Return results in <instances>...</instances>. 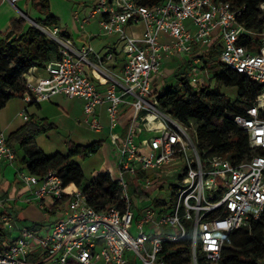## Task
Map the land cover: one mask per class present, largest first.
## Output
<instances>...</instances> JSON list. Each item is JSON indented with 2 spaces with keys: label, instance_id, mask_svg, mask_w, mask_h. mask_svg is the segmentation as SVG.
<instances>
[{
  "label": "built area",
  "instance_id": "obj_1",
  "mask_svg": "<svg viewBox=\"0 0 264 264\" xmlns=\"http://www.w3.org/2000/svg\"><path fill=\"white\" fill-rule=\"evenodd\" d=\"M3 1L57 49L43 66L45 77L32 76L36 66L24 75L22 100L38 104L56 95L78 99L81 122L95 132L104 128L98 110L105 106L108 140L120 170L111 178L118 186L119 205L102 210L88 204L81 189L68 194L56 171L35 176L17 170L15 180L48 213L68 198L58 205L48 226L34 229L17 224L8 211L9 198L0 193V226H6L7 233L6 243L0 244V264H167L165 244L187 237L192 264H198V257L205 264H223L225 237L233 230H250L253 222L264 218V32L255 34L238 21L244 8L234 10L215 0H164L151 7L139 0H95L86 18L75 16L84 41L77 46L60 28L27 18L16 6L19 0ZM258 9L264 11V3ZM95 17L98 31L88 34L85 26ZM134 27L142 28L141 35H126L124 28ZM113 34L122 42L119 51L125 56L119 72L107 66L114 51L100 54L89 44L92 37ZM255 36L253 49L242 44ZM213 44L223 66L262 88L254 104L243 108L244 115L233 118L248 136L250 151L242 160L208 154L199 146L200 124L181 122L159 100L167 87L156 83L164 61L176 60L181 78H186L175 88H183L184 82L192 88L205 85L211 77L203 56ZM127 108L132 115L121 136V115ZM20 115L29 120L25 110ZM13 160L0 130V168ZM137 172L143 173L136 180L140 187L167 192L168 200L138 204L135 212L125 176L133 178ZM167 180L173 183L167 186ZM256 264H264V258Z\"/></svg>",
  "mask_w": 264,
  "mask_h": 264
},
{
  "label": "trees",
  "instance_id": "obj_2",
  "mask_svg": "<svg viewBox=\"0 0 264 264\" xmlns=\"http://www.w3.org/2000/svg\"><path fill=\"white\" fill-rule=\"evenodd\" d=\"M26 1L33 10L44 16L43 20L36 21V23L47 27H60L59 18L50 12L48 0ZM139 1L141 5L151 7L161 4L164 0ZM215 1L229 3L234 10L244 8L238 16V21L255 34L264 32V11L258 9L259 4L264 3V0ZM257 41L258 37L255 36L253 39L243 40L242 44L253 49L252 46L257 44ZM216 54H218V47L213 44L203 56V63L207 69L214 71ZM56 55V45L35 26L23 17L11 19L0 40V110L9 101L22 97L25 91L24 75L29 68L43 67ZM218 63L219 67L213 73L212 78L218 83L234 87L236 89L235 101H230L229 98L206 85L192 88L186 82L180 89L172 85L165 87L163 93L159 95V100L162 107L181 122L188 123L189 120H194L200 124L199 146L208 154L229 160H242L250 151L248 136L238 128L233 118L236 115H244L243 108L254 104L262 88L242 74L226 68L220 61ZM180 75L178 72V76ZM185 79L178 78V81ZM53 128L54 125L45 119L35 121L31 118L23 126L10 133L7 136V145L14 153L13 162H17L27 173L35 176H42L51 171L58 172L62 176L66 192L72 194L77 189H81L87 194L88 204L96 210L104 209L111 200L109 205L118 206V186L109 173L98 174L91 184L85 186L84 173L77 162V159L84 160L89 155L96 154L105 146L106 141L97 140L86 146L69 142L67 153L56 152L48 155L37 148L32 141L38 134ZM110 148L111 154L115 153L116 158V150L111 146ZM18 150H22L21 156H18ZM259 153L262 152L259 151ZM114 166L118 173L120 169L116 166V162ZM142 176V172H137L133 178L126 177L131 208L135 212L136 206L141 203L151 202L158 205V202L152 199L151 191L143 189L137 183L136 180ZM67 198L68 196H65L63 200L56 202L50 208L51 214H54L58 205ZM32 228L36 229L38 226L33 224ZM6 241L7 233L0 226V244ZM163 253L168 260L167 264H192L189 254V237L176 243L165 244ZM261 258H264V218L253 222L250 230H233L225 237L221 248L223 264H256ZM197 262L205 264L202 257H198Z\"/></svg>",
  "mask_w": 264,
  "mask_h": 264
},
{
  "label": "rangeland",
  "instance_id": "obj_3",
  "mask_svg": "<svg viewBox=\"0 0 264 264\" xmlns=\"http://www.w3.org/2000/svg\"><path fill=\"white\" fill-rule=\"evenodd\" d=\"M64 1H70L73 5L76 6V8L82 7L84 3L86 5H90L94 0H64ZM50 8L53 10V12H56L59 14V16L63 17L61 20L65 25V27L68 29L72 28V22L69 21L70 16L72 13L69 14L67 11L65 12V8L58 9L59 4L57 0H49ZM29 16V15H28ZM58 17V16H57ZM61 19V18H60ZM33 21V20H32ZM36 22V20H35ZM91 26L88 27L86 25L85 31L88 33L91 28H95L97 19H91ZM44 27V25L40 24ZM88 29V30H87ZM124 31L126 35L131 36H140L142 28L141 27H134V28H124ZM119 37L117 34H113L110 36H100V37H93L91 38V44L94 48H96V44L99 45L109 42L110 43H116V47L119 48L122 45V42H118ZM118 50V51H119ZM219 52L216 54L215 57V69L214 71L212 69H208L209 76L211 79L205 84L212 90H216L220 94L226 96L230 99V101L236 100V89L231 86H227L225 84L218 83L215 79L212 78L213 73L218 69L219 67ZM176 68H163L162 74L158 79L156 80V83L159 85H167V86H173L176 87L178 84V78H181V76H178L179 70ZM176 75L178 77H176ZM162 89V88H161ZM25 103L22 101L21 97H16L13 99L5 109L0 110V122L4 124V126L0 128H4L5 125H8L10 123V126L6 128V134H9L10 131L16 129L21 125L24 120L19 117L18 111L21 108V106ZM238 105H241V103L237 102ZM242 106V105H241ZM42 109H45V112L47 115H49L52 120L57 126H54L53 129L46 130L43 133L38 134L37 136H43L38 138V143L41 145V147L50 154L55 153V151H61L62 153H67V146L69 142H72L76 145H82L86 146L93 141H95L97 138L101 137L102 134L90 132L83 134L81 132L80 128H87L84 125H79L80 127L76 126L75 123L77 122V117L79 115V105L77 100H69L65 97H59L57 99V105L56 104H42ZM31 110H29L30 112ZM44 119V118H43ZM42 120V119H40ZM39 120V121H40ZM48 123L47 119H45ZM57 122V123H56ZM58 123H60L58 125ZM52 124V123H51ZM54 125V124H53ZM87 130V129H85ZM147 136L152 135V133H147ZM35 136V137H37ZM109 142L107 141L105 143V146H103L97 154L89 155L86 159L81 160L77 159V162L79 163L81 169L84 173V185L91 184V181L97 177L100 173H110L111 178H115L117 176V172L114 166V163L117 160V154L115 158V153L110 152L111 148L109 146ZM127 177V176H125ZM173 182L171 180L166 181V185L170 186ZM151 196L153 200L156 199H162V200H168L169 195H167V192H160L157 188L150 190ZM3 196L5 198H9L11 195L10 192H2ZM30 192L25 193L21 198H18L16 202L11 205L8 208L9 213L12 215V217L15 218L18 225H22L25 227L32 228L33 224H36L38 228L43 229L46 226H48L51 221H53L57 214H51L48 213L47 209H41L37 205V203L32 200V195H30ZM107 198V197H105ZM108 199V198H107ZM111 200V199H110ZM112 201V200H111ZM109 202V204L111 203ZM109 204H106L108 206ZM153 203L148 202L146 205H152ZM113 205V204H112ZM14 226V223L8 224L7 228H12ZM190 226V224H189ZM3 230L6 229V226H1Z\"/></svg>",
  "mask_w": 264,
  "mask_h": 264
},
{
  "label": "crops",
  "instance_id": "obj_4",
  "mask_svg": "<svg viewBox=\"0 0 264 264\" xmlns=\"http://www.w3.org/2000/svg\"><path fill=\"white\" fill-rule=\"evenodd\" d=\"M57 1H58V4H59L58 9H62L64 7L65 8V12L67 11V13H68V16H69L70 13H72L71 16H70V19H69V21L72 22V28L71 29H69V28L67 29L66 28L67 26L61 21L63 19V17L59 16L58 13L53 12V10L50 8L51 14H53L55 16H58V18L60 20V27H59L60 30L61 31H65V35L70 37L75 42V44L77 46H80V45L84 44V41H82V37H81L82 34H81V32L79 31V28H78L79 27L78 23L75 21V16L77 14L80 19L86 18L90 14L92 6H93V3H94L95 0L90 5H86L84 3V5L82 7L80 6L79 8H76V6L73 5L70 1H64V0H57ZM17 8L22 13L23 12L26 13V15L24 13L23 14L25 16H27V18H29L30 20H33L34 22H35V20L36 21H40V20L44 19V16L40 15L35 10H33L31 8L29 2H27L26 0H19L18 3H17ZM18 17H21V15L10 4H8V2L0 0V40L2 39L3 33L8 28L10 20L18 18ZM95 18L97 19L95 28H91L90 30L87 29L89 31L88 34H93V33H96L98 31V17H95ZM95 18H93V19H95ZM87 25H88V27L91 26V22H89ZM89 44H91V39L89 41ZM90 46H92V45H90ZM96 46H97L96 48H94L93 46H92V48H93V50L95 52L100 53V54H103V53H105L108 50L114 51L115 58H114V60L112 62L108 63L107 66L112 71L119 72L121 70L122 66L124 65L125 56L120 51H118L119 48L116 47V43H110L109 44V42H105V43H103L101 45H99L97 43ZM165 67L170 68V69L171 68L178 69V64H177L176 60H174V59H166L164 61V63H163V68H165ZM176 69H175V71H177ZM31 73H32V76H34V77H45L46 76V72L44 71L43 67H40V66L34 67L31 70ZM59 97H65V96L56 95V96H53L50 100L43 101V102H40L38 104H28V103H26V102H24L22 100L25 103V106H24V104L21 106V108L19 109L17 115L22 118L20 113L25 110L26 114L29 117V119L32 118L35 121H39L40 119L44 118V119H47L52 124H54V126H57L52 121V120H55V119H52L49 115L44 113L45 109H42V104H46L47 103V105H48V103H49L50 105L51 104H56L57 105V99ZM66 99H68V98H66ZM69 100H77V102H78L79 115L77 117V122L75 123V125L80 127L79 126L80 124L84 125L81 122V120H82V103L78 99H69ZM11 101H9L3 109H5L7 107V105ZM29 110H31V111L29 112ZM98 111H99L100 122L102 123V125L104 127L102 129V131L95 132V131L90 130L86 126L87 128H85V129H87V130H85L84 128L83 129L80 128L81 132L83 134H85V133H89L88 131H90V132L102 134V136L97 138L95 141H97V140H105L106 142L107 141L109 142V140H108L109 129H108V121H107L106 114H105V106H101ZM131 115H132V110H130L129 108L125 109L123 111L122 115H121V127L119 129V132H120L121 136L124 135V132H125L127 126H128L129 119L131 118ZM26 122L27 121H24L21 125H19V127H17L16 129L10 131V133L14 132L15 130H17L18 128L23 126ZM59 124L60 123H58V125ZM2 126H4V124L2 122H0V127H2ZM8 126H10V123L8 125H5V127L3 129L0 128V130H2L5 133L6 132V128H8ZM9 134L5 133L6 136H8ZM40 137H43V136L35 137L33 139L32 143L37 148L43 150L46 154L51 155L50 153H47L41 147V145H39L38 138H40ZM56 152L62 153L61 151H55V153ZM98 152H99V150H98ZM17 154H18V156H21L23 154L22 150H18ZM63 154H65V153H63ZM17 170L25 171L24 169H22L19 166V164L17 162L16 163L13 162L11 165L5 164V165L1 166V168H0V174H1L0 193L7 192V191L10 192L11 195L9 196V200H10V203H13V204L16 202V200L18 198H21V196H23L25 193L29 192L28 189L23 187L18 181L15 180V173H16Z\"/></svg>",
  "mask_w": 264,
  "mask_h": 264
}]
</instances>
